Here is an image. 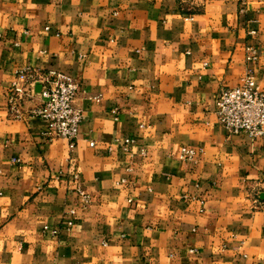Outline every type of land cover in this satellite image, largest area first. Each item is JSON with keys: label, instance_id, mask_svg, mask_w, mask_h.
<instances>
[{"label": "crops", "instance_id": "1", "mask_svg": "<svg viewBox=\"0 0 264 264\" xmlns=\"http://www.w3.org/2000/svg\"><path fill=\"white\" fill-rule=\"evenodd\" d=\"M26 69L81 83L73 150L40 84L11 112ZM249 71L264 91V0H0V264H264V139L216 112Z\"/></svg>", "mask_w": 264, "mask_h": 264}, {"label": "built area", "instance_id": "2", "mask_svg": "<svg viewBox=\"0 0 264 264\" xmlns=\"http://www.w3.org/2000/svg\"><path fill=\"white\" fill-rule=\"evenodd\" d=\"M251 52L253 54L248 59H256V51ZM20 78L25 79L23 84L14 81L10 87L11 112L17 116L25 114L22 110L34 95L36 84H40L41 101L30 113L47 121L48 130L45 134L50 139L65 138L73 150L85 119L83 109L76 104L81 83L71 75L54 70L37 72L26 69L20 73ZM216 112L230 135L245 134L253 139H264V91L251 71L243 77L239 86L221 89L216 97ZM135 142L134 137H127L122 146L130 150ZM91 145H95V142H91ZM198 154L196 149L184 146L180 157L184 161H192ZM79 192L83 201L88 203L90 197L81 189ZM252 201L257 209L264 210V191H255Z\"/></svg>", "mask_w": 264, "mask_h": 264}]
</instances>
